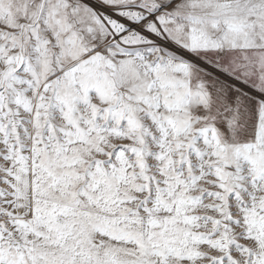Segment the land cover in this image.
I'll return each instance as SVG.
<instances>
[{
	"label": "snow or ice",
	"instance_id": "obj_1",
	"mask_svg": "<svg viewBox=\"0 0 264 264\" xmlns=\"http://www.w3.org/2000/svg\"><path fill=\"white\" fill-rule=\"evenodd\" d=\"M0 264H264V0H0Z\"/></svg>",
	"mask_w": 264,
	"mask_h": 264
}]
</instances>
